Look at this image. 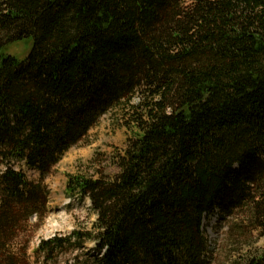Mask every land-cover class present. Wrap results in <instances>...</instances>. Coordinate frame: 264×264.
Returning <instances> with one entry per match:
<instances>
[{"label": "trees", "instance_id": "16d2710c", "mask_svg": "<svg viewBox=\"0 0 264 264\" xmlns=\"http://www.w3.org/2000/svg\"><path fill=\"white\" fill-rule=\"evenodd\" d=\"M122 105L118 172L68 179L97 215L80 264H213L207 217L264 229V0H0V253L47 213L23 168L43 179Z\"/></svg>", "mask_w": 264, "mask_h": 264}, {"label": "rangeland", "instance_id": "374dc122", "mask_svg": "<svg viewBox=\"0 0 264 264\" xmlns=\"http://www.w3.org/2000/svg\"><path fill=\"white\" fill-rule=\"evenodd\" d=\"M33 47L32 39L9 47V54L23 61ZM136 99L131 102L136 104ZM128 113L124 105L104 115L88 136L71 148L51 173L41 179L34 170L23 168L31 181H42L48 192L47 213L43 221L36 216L31 218L27 228L18 232V238L5 252H1L0 264H80L88 254L95 251V242L91 239L96 233L97 215L88 199L68 194L70 176L83 175L98 178L101 174L113 177L118 169L114 157L125 148L131 135L127 127ZM5 165L0 163V171ZM213 264H230L243 260L264 249V229H255L246 217L235 220H222L218 214L204 221ZM74 233L72 244L64 242L63 248L49 247L54 255L37 252L43 242L53 239L68 240Z\"/></svg>", "mask_w": 264, "mask_h": 264}]
</instances>
